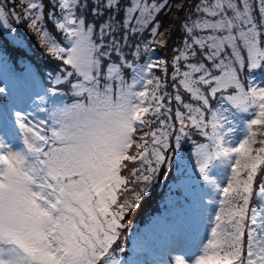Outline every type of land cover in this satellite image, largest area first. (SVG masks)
<instances>
[{
	"label": "snow or ice",
	"instance_id": "snow-or-ice-1",
	"mask_svg": "<svg viewBox=\"0 0 264 264\" xmlns=\"http://www.w3.org/2000/svg\"><path fill=\"white\" fill-rule=\"evenodd\" d=\"M120 3L121 0H95L91 11L95 16L102 12L111 14L119 11ZM43 7L40 0H26L24 12L29 27L42 46L47 45L54 59L71 68L54 74L53 83H70L69 78L75 76L77 82L71 84L73 93L83 99L47 110V119L31 124L24 113L17 111L15 123L22 133L20 144L13 146L0 140V264H119L112 246L123 226L121 220L142 194L147 195V186L169 161L166 152L173 126L159 119L164 108L163 96L158 94L162 84L159 78L149 77L154 67L165 62L134 66V62L122 58L105 66L103 58L110 54L97 39L114 33V16L98 26L99 35L94 39L97 26L86 23L82 15L87 7L85 0H55L49 19L67 41L62 46L42 26ZM162 7L163 4L148 0H129L123 9L121 26L139 32ZM78 8L81 14L77 13ZM196 10L202 15L184 26L191 43L186 41L184 51L175 60L187 61L189 55L195 58L199 48L212 65L209 68L202 61L189 63L183 73L177 66L173 79L182 75L180 85L205 106L209 98L199 85L209 86L212 97L233 88L235 94L222 99L241 112L252 110L254 118L247 122L245 138L235 146L227 139L233 129L229 126L225 130L227 117L223 116V106L219 114H214L211 135L203 133L211 145L197 149L198 172L205 185L219 192L223 199L219 200L221 207L195 264H264V242L258 241L255 233L258 218L264 229V210L249 208L253 179L264 163V156L260 155L264 147L256 150L257 155H250L258 135L254 126H264V85L249 83L245 90L238 76V70L245 68L264 70V0H201ZM8 15L0 7V26L11 30ZM195 31L203 34L193 35ZM152 35H158V26L152 28ZM118 48L114 41L113 50ZM125 66L135 73L130 83L122 75ZM215 70L220 74L214 75ZM3 91L0 88V93ZM51 94L56 95L57 89L53 88ZM40 99L43 102L44 98ZM175 99L181 101V96L177 94ZM183 106L187 113L176 111L180 123V134L174 136L177 150L182 136L187 135L186 127L201 131L207 127L200 107ZM149 115L159 120V128H151L154 121L147 118ZM260 143L264 145V140ZM133 146L136 151L129 154ZM240 157L252 161L251 165H243L250 168L243 180L236 179ZM125 161H139V166L131 169V180L121 175L128 167ZM215 161L231 167L233 177L227 186H221L211 176ZM130 184L145 187L135 190ZM125 193H131L132 199L121 201ZM259 195L264 197V187ZM246 228L245 258L242 241ZM177 264L184 262L177 259Z\"/></svg>",
	"mask_w": 264,
	"mask_h": 264
},
{
	"label": "rangeland",
	"instance_id": "rangeland-1",
	"mask_svg": "<svg viewBox=\"0 0 264 264\" xmlns=\"http://www.w3.org/2000/svg\"><path fill=\"white\" fill-rule=\"evenodd\" d=\"M11 1L12 0H10V2ZM15 1L17 2V5H19L20 14L15 13L13 10L10 11L11 14H14L15 16L19 15L21 17V31L19 32V30L14 27L8 16V22L11 25V30L0 26L1 32L11 42H15L16 44L24 43L22 37L23 31L32 34L33 38L37 39L41 49L47 53L46 56L54 59L48 53L47 45L42 46L40 38L29 27L30 21L25 18L24 12V4L26 3V0ZM92 1L94 2L95 0ZM57 14L58 13L55 15ZM50 21L54 26L53 21L51 19ZM42 26L44 27V24ZM55 30L57 29L55 28ZM58 33L60 34L58 40L53 37V35L52 37L62 46L67 45V41L64 40L63 34L60 31H58ZM202 34L203 33H201V35ZM98 35L99 33L97 32L96 37H98ZM117 53L118 56L115 58L104 57V65L106 66L107 63L111 62H119L123 58V55L122 53L118 52V50ZM160 60L161 58L156 57L155 51L149 49L147 55L143 59L138 57V59L134 62V66ZM4 62L5 59L2 58L0 54V88L4 89V91L0 93V102L3 103L4 107H6V110L4 111L3 106L0 105V140L11 143L13 146H18L20 144L22 133L19 129V126L15 123V112L20 111L24 113L28 118V122L31 124L47 119V110H51L56 106L71 105L82 99V97L74 95L73 89L71 87L72 83L77 82V78L75 76L69 78L71 81L70 83L65 82L60 85H55L53 83L54 74H59L61 69L66 68L68 71H71L70 66L63 65L60 60L58 61V71L49 70L45 72L46 75L44 79L49 85V89L47 91L42 85L44 80L39 78L37 79L31 73V71L27 70L26 77L29 87L25 92L21 91L19 88H23V83L20 81L21 79L15 76L11 67L5 65ZM193 63L198 64V61L193 60ZM187 65L181 71V73L188 70ZM154 68L149 73L150 78L156 77ZM213 74L219 75L220 72L215 70ZM122 75L130 83L135 73L132 71V69H129L125 66L123 68ZM198 75L199 74H194V77ZM238 76L241 79V82L245 85V90H247L249 83L264 85V70L256 69L252 71L245 68L243 70H238ZM179 77L180 79L183 78L182 75ZM148 87L151 89L152 85H149ZM180 87L181 89H179V92L183 94V100L186 101L185 104H191L194 108L200 107L201 111L204 113L203 118L204 122L208 126V129L206 127L203 129V131L208 130V136H210L212 132L211 122L213 121L214 114H219L221 112V106H223V116L227 117L225 130L229 126L233 129V132H231L227 137V139L231 142V145L235 146L240 140L245 138L247 122L254 118L253 111L250 110L247 113L241 112L231 103L222 99L223 96L235 94V89L229 88L226 91L222 90L221 92H218L215 97H212L210 95L209 86L199 85L201 91L204 92V94L209 98V104L205 106L202 104V102L194 100L191 96V93L187 92V90L184 89L182 85H180ZM53 88L57 89L56 95L51 94V90ZM137 90H140L139 86L137 87ZM41 97L44 98L43 102L40 99ZM181 101H178L177 109L181 112L187 113V109L181 105ZM168 104L169 107H171L170 101ZM173 107L174 103L172 105V109H168L166 116L176 119L177 110H173ZM39 108L46 109V111H39ZM176 123L177 126L174 127V129L176 132H178V126H180V123L177 120ZM45 127H48V125H45ZM256 132L258 133L259 131ZM208 136H203L202 139L197 141L196 145L192 146L191 150L194 151L192 154V160H186L187 164L190 165V167H193L195 178H186L187 175L183 174V177L179 178L183 180L177 181L173 176L166 173L164 174L163 181H161L160 184H157L158 187L156 188L155 192H153V200H155L157 196L158 198H161L159 210H145L144 213L142 212L143 214H141L140 205L141 201H144L142 195L136 206L125 212L121 223L130 216L128 225L124 230L119 231V237L115 241V245L112 246L114 259L118 261L119 264H177V259L182 260L184 264H195L196 259L201 255V249L203 245L210 236V231L213 226L212 221L214 220L215 213L219 211L221 207L219 200L223 199L219 192H216L212 187L205 185L203 178L198 172V165L196 163L198 159L196 155L197 149L200 145H211V140L208 138ZM255 143L252 144L253 150L250 153L251 156L257 155L256 150L260 147H264V145L261 143H257V146ZM177 152L179 154V150H177ZM240 161L239 176L236 177V179L243 180L247 178L248 171L250 170V168L245 169L243 165L245 163L251 165L252 161L245 157H240ZM138 162L139 161L132 163V165L134 166ZM125 163L128 165V167L122 170L121 175L123 176H126L133 168L130 166L131 162L125 161ZM179 173L180 172L178 170L174 171L175 176H177ZM211 176L216 179L217 183H219L221 186H227V182L233 177V173L229 164L215 161L213 167L211 168ZM130 178L132 177L130 176ZM155 180L157 181L156 177ZM262 183H264V180ZM233 184L235 186L234 180ZM254 191L257 192L258 199L261 202L255 201L253 205L249 206V208L264 210V197L259 195L260 189L255 190L253 187V192ZM125 198L132 199V197L128 196V193H125L121 196V201ZM210 200L215 202L209 203ZM178 201L182 202L183 207H176L177 215H174L173 212H170V215H168L169 211L173 209V206L170 204L173 202L177 203ZM239 203H242V201H239ZM194 216L197 219L194 218ZM185 217L187 220L194 222L195 228L192 229L190 233L185 231V229L191 228L189 225H187ZM246 223H248V221H246ZM255 233L257 240L264 242V229L260 227L259 218L255 226ZM247 243L248 235L246 228L242 241L243 256L245 258L247 256Z\"/></svg>",
	"mask_w": 264,
	"mask_h": 264
},
{
	"label": "trees",
	"instance_id": "trees-1",
	"mask_svg": "<svg viewBox=\"0 0 264 264\" xmlns=\"http://www.w3.org/2000/svg\"><path fill=\"white\" fill-rule=\"evenodd\" d=\"M40 2L44 5L43 7V24L44 28H46L53 37L57 40L60 37V34L55 27L51 24L49 19V12H53L52 5L55 3V0H40ZM95 2V1H94ZM94 2L92 0H85L87 7L83 10L82 15L86 20V23L93 24L97 26L96 34L94 35V39H97L98 26L104 23L105 21H109L110 15L115 17V31L114 33L105 36L103 39H97V42L103 44L104 49L107 50L110 54L109 58H115L118 56L117 50H113V42H118L119 48L118 52L122 53L123 58H126L129 63L135 62L138 57L142 59L147 55L149 49L155 51L156 57L161 58L160 61H164L165 63L162 66H157L154 68V72L156 73V77L159 78L162 87L159 89V95L163 96V104L164 108L161 109L162 115L160 116V120H166L168 124L172 125L173 128L170 130L171 135L169 137L170 147L166 152V155L169 157V161L167 164L162 165L160 171L155 175L157 181L152 180L151 184L147 186L148 191L147 195H143V199L141 201V214L144 213L145 210L154 211L160 209V200L161 198H157L153 200L156 188L158 187V183L160 184L163 181L164 174H170L175 178V180H183L179 179L183 177V174H186V178H195V172L193 167L187 164L186 160H192V146L196 145L197 141L202 139L204 135V131L208 133V130L201 131L200 129L194 128L192 126L186 127L185 131L187 133L186 136H182L179 154L177 149L175 148L174 136L180 134L176 132L174 127L177 126L176 119H172L166 116L168 113V109H172V105L174 103L173 110L177 109L178 101L175 99V96L179 94L181 96V105L183 106L186 101L183 100L184 96L179 92L181 89L179 84L180 77L178 76L175 80L173 79L174 69L175 67H179L180 71H182L188 63H193V60L199 62H203L209 68L212 65L211 61L205 60L201 55V50L196 48L197 56L193 58L189 55V60L176 61L175 58L180 56V53L184 51L186 41L191 43V39L188 34L185 32L184 26L186 24L191 25V22L197 20L202 13L197 12V5L201 3V0H148V3L155 4H163L162 7L157 13H155L154 20L148 24L146 28L139 32H131L130 30H126L121 26V21L124 17V6L128 5L129 0H121L120 9L114 13L102 12L100 16H95L91 9L93 7ZM0 7H2L7 13H9V19L13 23L14 27L21 31V17L15 16L11 14L10 10H13L15 13L20 14L19 5L15 0H0ZM77 13L81 14V10L78 8ZM56 13L54 12V15ZM259 16L258 12L255 13ZM138 15V13H137ZM133 24L135 21L132 22ZM158 26V35L153 37L152 28ZM193 35L199 36L201 33L199 31H195ZM23 44H16L15 42H11L0 30V54L1 57L5 59V65L11 67L13 70V74L19 77L21 82L23 83V88L19 87L21 91L25 92L29 87L27 81V70L31 71V73L37 78L40 77L44 80L47 71L49 70H59V63L57 59H52L47 57V53L41 49L37 39H34L32 34L27 33L26 31L22 32ZM137 46H139V50H137ZM137 51L139 54L137 55ZM207 52V49L203 50ZM105 60V58H103ZM38 79V78H37ZM102 83L104 81L102 80ZM49 87L46 84V89ZM83 99V98H82ZM169 101L171 103V107H169ZM2 102H0V105ZM148 119L153 120L154 122L151 124L152 129L159 128V120H156L155 117L149 115ZM186 123H188L186 121ZM180 126H178L179 129ZM208 129V126H207ZM260 129V130H258ZM144 131H148L147 128ZM254 131H259L256 136L257 143L260 144V141L264 139V135L260 133H264V126H254ZM139 135H142L140 133ZM146 139L150 140V137H146ZM135 146L129 151V154L135 153ZM179 155V158H178ZM264 156V153L261 154ZM131 167H138L139 162L134 166L132 162L130 164ZM178 170L180 173L175 176L174 171ZM131 172V171H130ZM130 172L126 175L130 178ZM264 163L260 164L257 168V172L254 176L253 187L256 189H260L264 187ZM129 187L139 190L140 188L145 187L143 184H130ZM129 197H132L131 193H128ZM255 201H260L258 199L257 192H252V196L250 199L249 206L253 205ZM261 202V201H260ZM174 203V202H173ZM171 203L173 206L168 213L173 212L174 215H177L176 209L183 207L181 201L177 203ZM259 203V202H258ZM177 207V208H176ZM143 212V213H142ZM157 212V211H156ZM180 212V211H179ZM130 216L123 221L121 224L123 225L118 231L124 230L128 225ZM190 219V217L188 216ZM192 222V221H191ZM115 245V243L113 244ZM121 247V246H120Z\"/></svg>",
	"mask_w": 264,
	"mask_h": 264
}]
</instances>
